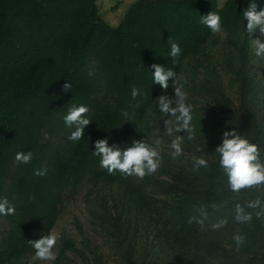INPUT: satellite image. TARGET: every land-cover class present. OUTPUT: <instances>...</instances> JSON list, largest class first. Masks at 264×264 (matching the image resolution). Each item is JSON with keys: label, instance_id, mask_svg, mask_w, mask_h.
Segmentation results:
<instances>
[{"label": "trees", "instance_id": "1", "mask_svg": "<svg viewBox=\"0 0 264 264\" xmlns=\"http://www.w3.org/2000/svg\"><path fill=\"white\" fill-rule=\"evenodd\" d=\"M97 2L0 0V202L8 201L0 264L38 261L30 241L50 235L83 183L91 186L86 219L122 264H264V183L233 191L216 152L222 134L234 130L257 146L254 163L264 167V117L250 76L257 28L245 31L242 12L249 0H135L116 26ZM251 2L264 8V0ZM210 11L221 16L219 33L200 23ZM169 39L181 49L175 63ZM218 42L234 97L208 52ZM152 64L176 73L192 109L188 129L179 112L160 111V96L173 108L177 98L171 79L166 90L153 83ZM72 104L89 109L77 141L69 139L76 125L63 120ZM97 140L122 150L142 140L160 166L142 179L109 174L93 155ZM18 152H31L30 162L16 161ZM56 245L53 264H105L83 237L64 234Z\"/></svg>", "mask_w": 264, "mask_h": 264}, {"label": "clouds", "instance_id": "2", "mask_svg": "<svg viewBox=\"0 0 264 264\" xmlns=\"http://www.w3.org/2000/svg\"><path fill=\"white\" fill-rule=\"evenodd\" d=\"M245 23V31L251 32L254 28L259 29L261 37H264V8L256 10V4L249 0L248 6L242 9ZM200 23L205 25L212 33H219L222 30L221 16L214 11H210L206 15L200 16ZM170 45L169 56L175 63V58L180 55L181 49L175 42L169 39ZM255 54L257 56L264 55V40H255ZM152 80L158 84L161 89H168L169 80L171 79L174 87V95L177 98V107H170L172 101L167 96L159 97V109L165 114L175 115L180 113V119L183 121L182 127L188 129L193 117L191 115V106L185 103L186 94L178 87H175L176 73L171 69H166L159 64H152ZM92 74L91 72L89 73ZM71 88L69 83L64 85L63 90L68 92ZM139 94V89H132V97L135 98ZM89 109L87 106L80 104H72L67 109V114L63 117L66 126L76 125L74 131L71 132L69 139L73 141L80 140L84 134V127L90 123L86 118ZM179 130V128L177 129ZM172 130L169 129V132ZM191 138V137H190ZM179 139V138H178ZM178 139L173 141L172 147L178 154L180 147ZM216 152L220 154V165L227 173L228 183L233 191H239L245 187H251L256 184L264 183V167L254 163L257 158V146L250 144L247 140L241 138L234 130L225 131L222 134V143L216 148ZM93 155L100 157V166L107 170L109 174L119 171L122 175L143 178L145 175L152 174L160 166L158 153L142 140H133L130 147L121 149L120 147L108 146L107 140H97L95 142V151ZM31 152L27 154L18 152L15 160L27 164L31 160ZM199 165H205L204 160H198ZM35 175H44V171H35ZM7 200L0 202V213H5V205ZM14 211L9 207L7 213ZM250 216L241 217L237 215V219H250ZM218 226V225H217ZM237 242L240 237H234ZM57 237L55 235L43 236L38 240L30 241L35 249V257L42 261L55 260V247Z\"/></svg>", "mask_w": 264, "mask_h": 264}, {"label": "rangeland", "instance_id": "3", "mask_svg": "<svg viewBox=\"0 0 264 264\" xmlns=\"http://www.w3.org/2000/svg\"><path fill=\"white\" fill-rule=\"evenodd\" d=\"M123 0L122 2H124ZM114 0H104L99 3V9L101 15H104L105 19L109 21L112 25L115 26L118 19H121V9L122 2L115 3ZM119 4V6H118ZM124 13V12H123ZM117 25V24H116ZM252 37L256 39H260L259 29L253 32ZM223 35L219 34V39L222 41ZM254 59L252 62V66L250 68V76L253 78L256 83L257 88V97H258V114L264 117V56H257L255 54V42H254ZM211 51V58L213 65L219 70L221 74L222 83L226 88V92L232 97H234L235 86L230 87L229 75H227L224 70L220 69V57L221 54V42H218L215 47H211L208 52ZM91 186L89 184L83 183L81 184L72 196H69L63 206L61 207L60 214L58 217L57 224L51 230L50 235H55L57 237L56 244L62 235H68L76 242H79L83 237L87 239L90 243L94 244L100 250V253L103 256V260L105 264H122L118 257L113 254V250L110 248V245L107 243L106 238L102 236L99 230L94 228V224L89 223L86 219V207H87V195L90 194ZM100 190V188H97ZM78 220L81 227V232H78L75 221ZM139 222V221H138ZM142 225V224H141ZM137 232L139 235L142 234L143 230L137 228ZM55 244L53 248L54 253L57 251L58 246ZM56 257V253H55ZM37 259V258H36ZM34 258L28 259V264H53L52 261H42L38 260L34 262Z\"/></svg>", "mask_w": 264, "mask_h": 264}, {"label": "crops", "instance_id": "4", "mask_svg": "<svg viewBox=\"0 0 264 264\" xmlns=\"http://www.w3.org/2000/svg\"><path fill=\"white\" fill-rule=\"evenodd\" d=\"M102 1H104V0H98V2H97V5H98V7H99V3L100 2H102ZM114 1H116L115 3L117 4V1L119 2H122L123 0H114ZM135 0H125L124 2H122V9H121V16L123 15V12H125V9L131 4V3H133ZM224 1L225 0H217V2H218V6H222V4L224 3ZM118 6H119V4H118ZM100 10V9H99ZM102 17L104 18V20L106 21V22H108L109 24H111L109 21H107L106 19H105V17H104V15H102ZM121 19L119 18L118 19V21H117V23H115V26H116V24H118L119 23V21H120ZM112 26H114V25H112Z\"/></svg>", "mask_w": 264, "mask_h": 264}]
</instances>
